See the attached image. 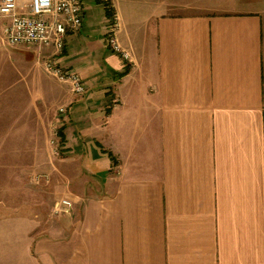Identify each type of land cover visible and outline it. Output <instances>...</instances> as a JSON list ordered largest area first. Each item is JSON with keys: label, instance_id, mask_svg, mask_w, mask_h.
I'll return each instance as SVG.
<instances>
[{"label": "crops", "instance_id": "1", "mask_svg": "<svg viewBox=\"0 0 264 264\" xmlns=\"http://www.w3.org/2000/svg\"><path fill=\"white\" fill-rule=\"evenodd\" d=\"M81 2L61 55L39 53L85 91L57 132L52 197L71 213L47 228L0 214V264H264V0ZM103 2L128 61L106 46ZM19 48L0 57L8 92L29 85L14 62L38 56Z\"/></svg>", "mask_w": 264, "mask_h": 264}, {"label": "rangeland", "instance_id": "2", "mask_svg": "<svg viewBox=\"0 0 264 264\" xmlns=\"http://www.w3.org/2000/svg\"><path fill=\"white\" fill-rule=\"evenodd\" d=\"M3 25H0V37ZM4 46L3 51L7 52L0 53L4 62L8 58L12 61L8 52L29 51ZM34 49L38 51L34 62L15 61L16 67L13 66L24 76L28 72L29 85L25 83V89L13 88L8 92L5 90L9 82L7 70L0 75V214L31 215L45 222L47 228L57 219L52 208L60 194L52 196L62 191L54 187L57 184L54 173L57 167L60 169L66 151L57 134L62 119L60 109H65L63 99L74 93L68 84L48 74L45 58L40 56L42 49ZM2 64L5 66L1 69H7L8 65ZM66 166L69 170L78 165L69 160Z\"/></svg>", "mask_w": 264, "mask_h": 264}, {"label": "built area", "instance_id": "3", "mask_svg": "<svg viewBox=\"0 0 264 264\" xmlns=\"http://www.w3.org/2000/svg\"><path fill=\"white\" fill-rule=\"evenodd\" d=\"M16 0H1L0 17L9 21L3 25L2 40L10 47L50 48L56 55H61L66 34L80 30L83 20L81 0H30L23 6L22 12L16 11ZM117 15L113 14L110 29L107 32L109 49L128 61V54L120 46L116 38L119 28ZM45 62V69L58 81L66 83L76 95L84 93V87L78 74L69 72L56 56ZM65 114V109H60ZM68 199H61L53 204L55 217L71 213L72 205Z\"/></svg>", "mask_w": 264, "mask_h": 264}, {"label": "trees", "instance_id": "4", "mask_svg": "<svg viewBox=\"0 0 264 264\" xmlns=\"http://www.w3.org/2000/svg\"><path fill=\"white\" fill-rule=\"evenodd\" d=\"M103 4H104V7H105V10H106V14L110 17V19L112 18V8H111V10H109V8L107 7L108 6V4L106 3V2H103ZM109 19V20H110ZM62 129V128H61ZM58 134H59V136L61 137V141L63 142L64 140H62L63 138H62V134H61V130H59L58 131Z\"/></svg>", "mask_w": 264, "mask_h": 264}]
</instances>
